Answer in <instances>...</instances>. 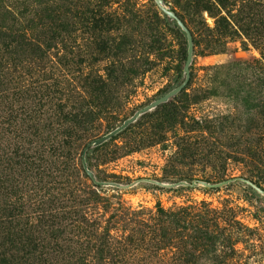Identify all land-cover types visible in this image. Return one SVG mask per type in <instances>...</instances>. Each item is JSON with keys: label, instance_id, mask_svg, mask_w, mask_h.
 Returning a JSON list of instances; mask_svg holds the SVG:
<instances>
[{"label": "rangeland", "instance_id": "1", "mask_svg": "<svg viewBox=\"0 0 264 264\" xmlns=\"http://www.w3.org/2000/svg\"><path fill=\"white\" fill-rule=\"evenodd\" d=\"M54 1L62 4V0ZM165 1L173 7V0ZM242 1L230 0L235 8H240ZM250 1L264 4V0ZM10 2L5 0L7 5ZM78 6L74 27L70 32L59 29L53 33L52 48L42 50V60L24 59L11 65L12 74L0 82V209L10 202L21 210L19 220L34 228L49 264H76L78 257L91 260L96 246L110 241L107 234L115 247V253L107 256L114 257V262L106 260L107 264H181L161 263L142 251L144 244L129 249L134 257L128 263H118L124 251L115 242L133 230L137 240L143 236L147 243L142 222L153 223L149 219L158 205L166 211L203 204L215 210L232 208L244 224L260 228L263 237L262 242H255V248L245 251L246 262L264 264V227L251 218L259 203L248 206L244 201L247 184L238 179L248 177V168L225 160L226 153L243 149L248 138L245 129L264 126V117L258 115L264 110L261 87L257 84V111H246L239 100L221 94L191 106L189 115L206 121L205 126L215 131L206 148L208 155H198L192 162L180 159L179 164L166 168L176 150L171 138L164 145L132 153L115 147L139 135L153 119L154 110L141 115L114 143L108 140L101 148L89 146L87 167L106 183L94 187L82 171L84 148L173 85L176 71L183 65L180 52L186 38L163 20L154 0H79ZM247 12L243 9L241 18ZM57 13L65 15L61 9ZM183 16L195 45L191 90L215 86V66L253 62L254 58L264 64L259 48L239 32L237 37L219 38L222 52L210 53L205 46L218 37L205 28L212 29L216 18L206 13L194 17L191 12ZM259 18L264 19L263 11ZM107 21L118 22L119 28L104 31ZM256 28L264 36V30ZM120 41L126 44L123 53L113 49ZM260 42L262 39L257 45ZM252 113L255 118L250 122L246 116ZM179 133L184 134L182 130ZM236 135L242 138L236 140ZM219 167L222 175L216 172ZM187 178L210 184L238 180L211 188L201 181L188 187L183 181ZM244 260L231 262L242 264Z\"/></svg>", "mask_w": 264, "mask_h": 264}, {"label": "trees", "instance_id": "2", "mask_svg": "<svg viewBox=\"0 0 264 264\" xmlns=\"http://www.w3.org/2000/svg\"><path fill=\"white\" fill-rule=\"evenodd\" d=\"M243 1L240 8H235L236 5L232 4L230 0H214V3L209 0H173V7H169L164 0V4L178 16L186 27L183 14L191 12L194 17L202 18L206 13L208 16L216 18L212 29L205 28L210 34L218 37L217 41L212 40L206 44L205 49L210 53L222 52L218 43L220 39L237 37V32H239V35L242 34L251 39L253 44L259 48L261 59L264 62V36L256 28L259 26L261 30H264V19L259 18L261 11L264 12V4L250 0ZM78 4L79 0H62L60 6L54 0H11L7 5L5 0H0V82L12 74L10 73L11 65L19 64L21 60L25 61L24 59L42 60L44 58L42 50L52 48L53 33L59 29L70 32L74 27L72 19L75 17L77 12L75 8L79 7ZM59 9L65 13L63 17L57 13ZM243 9L248 12L241 18ZM234 11L236 13H233ZM223 12L225 15H222ZM159 13L166 23L175 27L185 37L175 21L170 20L162 12ZM118 26V22L107 21L102 29L111 31L118 29ZM234 27L237 29L234 30ZM188 30L194 44L193 32L189 28ZM40 34L41 36L37 37ZM44 34L46 36H42ZM259 39H262V42L257 45ZM125 45L123 41H120L113 49L123 53ZM186 54L187 42L180 52L183 65ZM258 62L254 58L253 62L242 61L213 67L216 85L208 89L191 90L190 72V80L186 88L168 102L156 107L151 114L153 119L141 128L139 135L132 137L124 145L120 147L115 145V147L124 150L125 153H132L143 147L164 145L171 138L176 150L169 158L166 168L169 165L179 164L180 159L192 162L198 155L207 156L206 148H208L209 139L213 138L215 131L209 126H205L206 121H199L190 116L189 109L208 97H217L221 94L224 97L239 100L246 111H257L260 99V93L256 91L258 85L262 89L261 99L264 105V64ZM183 65L177 69L173 85L169 86L162 96L184 80ZM258 70H260V74ZM218 76L220 78H217ZM258 115L264 117V110L260 111ZM254 118L253 113L246 116L250 122ZM203 123L204 125H201ZM130 129L131 125L108 142L114 143ZM179 130H182L184 134L180 135ZM192 133H199V136ZM243 133L248 135V138L244 139L243 149L235 148L226 153L225 160L232 159L248 168V177H239L238 179L247 184L244 201L248 206L253 207V202L259 203V206L255 207L251 214L252 220L264 227V126L245 129ZM233 138L240 140L242 136L237 137L236 135ZM106 144L103 143L96 148H101ZM87 154L88 151L85 154V162L88 165ZM209 155L213 156V153L209 152ZM213 161H215L214 158ZM81 167L84 175L89 178L83 169L82 161ZM220 169L216 170L218 175L224 173L223 168ZM231 179L232 182L238 180L237 178ZM89 180L91 179L89 178ZM91 181L97 188L101 187L97 183H104L96 175H94V181ZM183 181L188 187H192L193 183L199 181L210 184L209 181L191 178ZM22 214L21 210L15 208L10 202L0 209V264H49L41 252L42 241L35 234L34 228L19 220ZM238 215V211L232 208L215 210L205 204L180 207L169 211L163 210L158 205L156 212L149 219L153 223L142 222L145 227L144 236L147 237V243L143 236L137 240V236H134L133 230H131V233L121 242H115L124 251V255L119 258L120 261L116 262L128 263L133 256L130 257L129 249L136 250L135 247L144 244L142 251L149 252L161 263L165 261L181 264H232L233 259L238 261L245 259L242 264H248L246 262L248 256L244 254L245 251H248L249 247L255 248V242H262L263 237L260 236V228L249 227ZM107 238L110 241L101 244L102 248L97 245L91 260L86 257H78L74 263L107 264L106 260L109 262L112 260L111 263H113L114 257L107 258V256L113 253L115 247L111 246L112 237L110 234H107ZM239 245H242L243 248H238ZM161 251L164 253H160ZM148 257L150 258V256ZM233 264H238V262Z\"/></svg>", "mask_w": 264, "mask_h": 264}, {"label": "water", "instance_id": "3", "mask_svg": "<svg viewBox=\"0 0 264 264\" xmlns=\"http://www.w3.org/2000/svg\"><path fill=\"white\" fill-rule=\"evenodd\" d=\"M154 2L156 4L157 8L160 10V12H162V14L166 15L170 20H173L176 22L178 28L181 30V32L184 34V36L186 38L187 54H186L185 63L183 65L184 80L177 87L173 88L172 90H170L169 92H167L163 96L159 97L158 99L151 102L147 106L140 108L138 111H136L133 114V116L124 120L119 126H117L115 129H113L109 133L90 141L86 145V147L84 148V150L82 152L81 161H82V166H83L84 171L86 172L87 176L93 181H94V174L88 169L87 164L85 162V153H86L87 148L89 146H92V145L93 146H99V145L105 143L106 141L112 139L114 136H116L117 134H119L120 132L125 130L129 125L133 124L141 115L146 114V113L154 110L159 105L168 102L170 99H172L173 97L178 95L184 88H186L187 84L189 83V80H190V64H191V60H192V56H193V47H194L192 35H191L190 31L188 30V28L185 26V24L178 18V16H176V14L174 12H172L168 8V6H166L164 4V0H154ZM231 182H232V179H228V180H224L222 182H218L216 184H208V183H204V182H202V184H203V186H208L211 188H218V187L225 186ZM97 184L100 186H103L106 183L99 182ZM184 184L187 185L186 183H184ZM191 186L192 187L196 186V183H193Z\"/></svg>", "mask_w": 264, "mask_h": 264}]
</instances>
